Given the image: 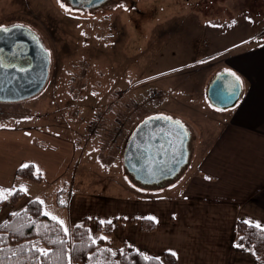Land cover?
I'll return each instance as SVG.
<instances>
[{"label": "rangeland", "instance_id": "obj_1", "mask_svg": "<svg viewBox=\"0 0 264 264\" xmlns=\"http://www.w3.org/2000/svg\"><path fill=\"white\" fill-rule=\"evenodd\" d=\"M65 2L0 0V26H28L49 53L43 90L0 103V126L36 125L48 134L38 142L54 154L47 172L57 178L23 188L18 202L40 198L48 216L54 200L67 204L71 194L112 195L134 184L122 166L123 147L152 115L177 120L190 133L188 161L173 179L182 175L198 144L221 128L225 110L209 105L208 82L226 70V57L264 41V0H105L89 10ZM4 203L0 224L15 210ZM96 223L89 221L92 237L115 247Z\"/></svg>", "mask_w": 264, "mask_h": 264}, {"label": "crops", "instance_id": "obj_2", "mask_svg": "<svg viewBox=\"0 0 264 264\" xmlns=\"http://www.w3.org/2000/svg\"><path fill=\"white\" fill-rule=\"evenodd\" d=\"M251 47L225 58L223 71L239 79L240 98L218 116L221 128L198 144L182 175L154 186L125 183L112 195L71 194L67 204L54 200L50 217H60L68 229L85 219L111 221L113 249L127 245L156 258L175 252L174 264H258L235 241L238 221L264 230V41ZM47 135L36 125L0 126L1 188H33L16 175L26 164L42 175V184L57 178L47 172L54 154L38 142ZM19 208L18 203L13 212ZM146 220L152 230L142 229Z\"/></svg>", "mask_w": 264, "mask_h": 264}, {"label": "water", "instance_id": "obj_3", "mask_svg": "<svg viewBox=\"0 0 264 264\" xmlns=\"http://www.w3.org/2000/svg\"><path fill=\"white\" fill-rule=\"evenodd\" d=\"M14 24L0 31V54L11 53L29 60L18 69L0 58V103H15L39 94L49 77L50 58L39 37L28 27ZM17 51V50H16ZM241 83L227 71L216 73L208 82L205 96L219 110L236 105ZM162 115L144 118L130 132L122 151V166L141 186H154L172 180L188 161L190 133L177 120Z\"/></svg>", "mask_w": 264, "mask_h": 264}, {"label": "trees", "instance_id": "obj_4", "mask_svg": "<svg viewBox=\"0 0 264 264\" xmlns=\"http://www.w3.org/2000/svg\"><path fill=\"white\" fill-rule=\"evenodd\" d=\"M27 166V167H25ZM19 178L41 184L42 175L32 164L16 170ZM24 197V192L14 189L0 195V206L9 201L12 205ZM57 202V201H56ZM65 204V203H61ZM60 206V204H59ZM87 219L67 229L65 235L58 220L45 215L42 199H30L9 213L0 224V264H174L170 253L161 258L149 257L134 248L123 245L113 249L106 239L93 238ZM96 230L111 235L109 223L97 222ZM154 224L143 221L142 229L152 230ZM236 245L253 252L258 264H264V230L238 221L235 226ZM95 240V243H93ZM45 250L47 255H41Z\"/></svg>", "mask_w": 264, "mask_h": 264}, {"label": "flooded vegetation", "instance_id": "obj_5", "mask_svg": "<svg viewBox=\"0 0 264 264\" xmlns=\"http://www.w3.org/2000/svg\"><path fill=\"white\" fill-rule=\"evenodd\" d=\"M63 1L64 2L66 1L67 4L70 5L73 9L89 10V9H94V8L101 6L105 0H63ZM11 25H14V24H11ZM11 25H5L2 27H7V26H11ZM19 25L28 27L24 24H19ZM29 29L33 33H35L31 28H29ZM39 39H40V37H39ZM40 41H41V39H40ZM41 43H42V41H41ZM42 45H43V43H42ZM18 51L19 50L17 48H15L13 50V52H11V53L0 54V58H1L2 62L7 64V65H13L18 69H24V68L28 67L29 66V60L27 58L20 57L18 55Z\"/></svg>", "mask_w": 264, "mask_h": 264}, {"label": "snow or ice", "instance_id": "obj_6", "mask_svg": "<svg viewBox=\"0 0 264 264\" xmlns=\"http://www.w3.org/2000/svg\"><path fill=\"white\" fill-rule=\"evenodd\" d=\"M58 3H61V0H58ZM61 7L63 8V7H65V5L63 3H61ZM16 27H20V26L17 25ZM0 31H6V29H4L2 26H0ZM0 66H2V65H0ZM168 119H171V118H168ZM176 123L179 124V121H177ZM25 167H27V166H25ZM205 179H210V178L209 177H205ZM2 191L3 190H0V192H2ZM45 215H48V213H45ZM52 218L55 219V217H52ZM149 219H152V218H149ZM59 223L61 224V227H62V229H63V231H64V233L66 235L67 234V231H68L67 228H64L63 227V222L62 221H60ZM108 223H111V221H108ZM256 226L258 228L261 227L260 225H256ZM101 239H105V238L104 237H101ZM93 243H95V240H93ZM236 246L237 247H240V245H236ZM38 251H40V254L41 255H47V252L45 250H38ZM171 255L176 256L177 254L175 252H171Z\"/></svg>", "mask_w": 264, "mask_h": 264}]
</instances>
